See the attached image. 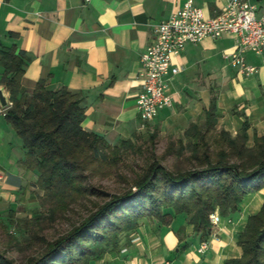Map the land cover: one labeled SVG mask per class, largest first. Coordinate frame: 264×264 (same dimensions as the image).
<instances>
[{
    "label": "crops",
    "instance_id": "obj_1",
    "mask_svg": "<svg viewBox=\"0 0 264 264\" xmlns=\"http://www.w3.org/2000/svg\"><path fill=\"white\" fill-rule=\"evenodd\" d=\"M186 0H0V48L15 45L29 58L23 85L33 90L45 79L52 90L67 87L80 93L86 117L83 127L109 144L141 132L137 95L140 55L152 41L153 26ZM264 15V0H253ZM206 17L220 12L227 0H195ZM238 38L224 34L190 44L173 58L179 72L169 81L173 103L149 124L169 135L206 124V110L217 96L218 125L232 136L248 120L249 145L264 134V59L252 52L247 62L258 68L250 75L229 65L225 54ZM0 71L2 67L0 66ZM1 78V75H0ZM10 102V94L3 84ZM11 105V102H10ZM0 105V217L32 212L43 190L39 172L25 163L27 150ZM264 190L247 195L239 211L221 215L208 239L193 225L142 220L130 239L91 264H224L242 255L237 237L249 215L260 210ZM208 248L200 252L201 244Z\"/></svg>",
    "mask_w": 264,
    "mask_h": 264
},
{
    "label": "trees",
    "instance_id": "obj_2",
    "mask_svg": "<svg viewBox=\"0 0 264 264\" xmlns=\"http://www.w3.org/2000/svg\"><path fill=\"white\" fill-rule=\"evenodd\" d=\"M28 61L15 45L0 48V83L11 102L5 116L24 142L25 163L39 172L37 185L45 192L42 205L49 213L17 218L19 229L29 232L14 243L22 257L7 255L10 244L0 250V264H91L111 247L117 248L122 234L136 230L145 217L165 225L178 216L189 217L188 223L206 240L213 227L211 213L233 214L247 195L264 190V134H256L249 145L248 120L236 136L226 129L218 131L216 95L206 110V124H192L186 130L185 136L193 140L172 141L166 149L167 155L178 158L188 149L186 160L192 168L167 167L152 146L143 164L138 169L130 164L127 172L131 155L140 147L132 139L112 145L85 130L80 93L67 87L49 89L45 79L29 91L22 82ZM107 174L125 179L128 186L109 193L86 183L92 176ZM90 196L102 201L93 202L94 208L81 221L51 240L43 235L42 227L57 214ZM237 241L242 255L224 264H264V202L249 215Z\"/></svg>",
    "mask_w": 264,
    "mask_h": 264
},
{
    "label": "built area",
    "instance_id": "obj_3",
    "mask_svg": "<svg viewBox=\"0 0 264 264\" xmlns=\"http://www.w3.org/2000/svg\"><path fill=\"white\" fill-rule=\"evenodd\" d=\"M224 34L238 38L234 50L225 54L229 65L245 75L256 72L258 68L247 62L246 54L252 52L264 59V15L258 14V5L253 0H227L224 8L212 17H206L195 0H186L178 10L153 26L152 41L140 55L138 78L142 88L137 95V110L141 128L173 103L169 81L179 72L173 66V58L190 44L207 37L218 39ZM210 221L213 226L220 224L218 210L210 214ZM208 245L204 241L199 251L204 252Z\"/></svg>",
    "mask_w": 264,
    "mask_h": 264
},
{
    "label": "rangeland",
    "instance_id": "obj_4",
    "mask_svg": "<svg viewBox=\"0 0 264 264\" xmlns=\"http://www.w3.org/2000/svg\"><path fill=\"white\" fill-rule=\"evenodd\" d=\"M256 1L258 2L259 0ZM6 111L7 109L3 110L4 115L6 114ZM221 129L222 128L219 127L217 122V130L219 131ZM141 130H142L141 132L135 134L132 138H129L132 139L140 147V150H138L139 152L137 154L133 153V155H131L129 159L130 161L129 165L127 166V168H125L127 172L129 171V169L131 170L130 164L135 169H138L139 166L143 164V159H145V157L150 156V153L148 152L151 151L152 146H154L155 152L159 157L161 156L162 158L164 157L162 160L163 163H165L167 167L173 170L177 168L187 169V168H192L194 166L190 162H188V160H186V157L190 155L188 149L184 150V156L182 158H178L177 155L166 154V149L172 141L178 142V140H181L184 142V144H187L189 141H192L193 138L186 137L185 133L176 136L169 135L168 133L163 132L161 128L156 127L153 124L146 125V127L141 128ZM153 134L155 135L154 138L152 137ZM90 178L91 179L86 180L87 185H95L96 187H101L104 190L108 191L109 193H120L124 191V189L128 186V183L125 181V179H121L120 177L114 175L107 174L104 176H95V177L92 176ZM44 193L45 192L43 190L42 195L38 196L37 206L34 209V211L32 212L24 211L21 214L12 212L9 215L0 217V250H5L10 244H12L11 245L12 251L8 252L7 254L8 256L17 257L19 259L22 257V255L17 250V245H14V243L16 241H21L22 238L29 233V232H25V230L19 229L18 224L16 222L17 218L26 219V218H32L40 213H45V214L49 213L47 212V210H45L46 207L42 205V198L45 195ZM78 200L79 201H76L75 203L72 204V207L69 210H67L66 213L57 214L54 220H52L50 223L45 224L42 227V233L47 239L51 240L54 237H57L59 234L71 229V227L74 224L81 221L94 208V206L92 205L93 202L101 199L99 198L97 199V197L95 196H90L89 199L82 198ZM144 219L152 222L157 221L156 219L145 217L141 219L140 222ZM180 221L181 222L184 221L188 223L189 217L182 218V220ZM132 232L128 234L127 233L122 234L117 248H119L123 242L125 243L127 239L128 240L130 239L129 235ZM11 235H14L16 238L12 239ZM115 249L111 247L110 251H113Z\"/></svg>",
    "mask_w": 264,
    "mask_h": 264
},
{
    "label": "water",
    "instance_id": "obj_5",
    "mask_svg": "<svg viewBox=\"0 0 264 264\" xmlns=\"http://www.w3.org/2000/svg\"><path fill=\"white\" fill-rule=\"evenodd\" d=\"M0 105L4 109H7L10 106V102L5 93V89L4 87H1V86H0Z\"/></svg>",
    "mask_w": 264,
    "mask_h": 264
}]
</instances>
